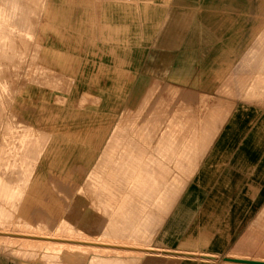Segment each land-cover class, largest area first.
<instances>
[{"label": "rangeland", "instance_id": "1", "mask_svg": "<svg viewBox=\"0 0 264 264\" xmlns=\"http://www.w3.org/2000/svg\"><path fill=\"white\" fill-rule=\"evenodd\" d=\"M47 3L0 0V227L218 258L60 251L0 240V264H235L225 256L264 260V172L258 173L264 161V0H112V34L102 32L94 47L101 63L118 69L111 101L90 120L77 121L66 115L71 109L79 112L83 101L72 108L68 99L57 98V118L38 123L32 118L37 109L25 110L26 103L18 100L44 74L38 55ZM190 6L197 7V15L188 13ZM178 7L181 14L174 10ZM204 8L223 10L204 15ZM173 18L179 22L175 42ZM158 41L162 45L155 47ZM157 58L170 63L164 72L157 73ZM94 62H87L86 70H93ZM80 66L85 69L84 61ZM130 69L133 82L125 75ZM104 97L98 96L101 106ZM51 109L41 106L42 113ZM243 110L245 115L238 114ZM236 115L239 127L227 148L222 136ZM76 122L90 134L60 135L77 130ZM258 127H263L257 133L262 159H238ZM89 141L96 143L94 151ZM215 150L224 158L209 173L204 168ZM149 157L171 168L178 159L176 186L161 204L139 200L137 177L143 174L125 172L141 170L130 163Z\"/></svg>", "mask_w": 264, "mask_h": 264}, {"label": "crops", "instance_id": "2", "mask_svg": "<svg viewBox=\"0 0 264 264\" xmlns=\"http://www.w3.org/2000/svg\"><path fill=\"white\" fill-rule=\"evenodd\" d=\"M101 3V5L105 6H101L97 0H48V8L44 18V31L41 34V49L38 55V61L41 64L40 66L44 74L43 76H38L42 78L41 82L37 83L36 86H29L27 88L28 92L25 90L23 96L18 100L22 101V103H26L25 110H31V106L33 108L32 111L37 109L38 113L37 111L33 113L37 115H33L32 118L37 120L38 123L42 120L57 118V114L54 115V112L57 113L61 109L58 107L61 106V104L57 101L60 102L64 98L70 101L69 104L72 108L79 104L81 105L83 101L84 105L81 107L82 110L80 109V111L83 112H76L71 109L66 115L67 118H77V121H80L81 118L90 120L88 117L93 118L95 110L98 109L100 111V108H104L105 105L109 104V101H111L109 95L112 94V77L118 69H114L108 64L105 65L103 62L101 63L100 58H97L98 52L94 50V47H96L95 45L101 42L102 32L106 31L112 34V0H105ZM204 9V15L214 14V11L223 10L221 8ZM174 10H176L177 14H181V8L178 7ZM188 11L190 15L198 14L197 7L190 6L188 7ZM173 14H175V12ZM178 24L179 22H175L173 18L171 30L173 32L172 39L174 42L179 38ZM175 31L177 33H175ZM168 37H170V35H168L167 38ZM174 42H172L173 46L177 44ZM109 45L112 46V43ZM161 45L162 43L158 41L155 47ZM144 49H147V46L146 48L144 47ZM93 54L97 58L96 61L90 57L93 56ZM109 55L112 61V50ZM144 56L145 54H142V59ZM83 61L86 65L84 70H82V66H80V63ZM87 62L88 65L94 62L93 70H86ZM156 62L157 73L161 70L164 72L169 68L170 63H166L161 58H157ZM144 67H146V60L140 68L142 73ZM174 69V66H172V70ZM125 75L131 82H133V79L136 77L132 74V69H130V71H125ZM156 76L158 77L159 74ZM102 80L103 82H101ZM101 83L104 85L102 86ZM107 86H109L110 90H105ZM124 93H127V91ZM102 94L105 95V104L103 106L97 102L98 96H102ZM55 99H57V101H55ZM84 100H86L88 104H86ZM44 105L52 108L51 110L53 113H42L41 106ZM46 108L44 109L43 107V111L46 110ZM245 113L246 111L243 110L238 114L245 115ZM61 116L62 115L59 114L58 117L61 118ZM239 119L240 118L236 115L223 133L222 141L227 148L233 145L234 134L239 127ZM73 126H75L77 130L68 129L66 132L61 133L60 128V135L64 136L67 135V133L69 135H74L76 133L83 135L90 134V132L87 133V130H80V123L76 122ZM262 129L263 127L256 128V134L247 137L241 146L238 159L243 158L249 160V158H251L258 161L261 157V153L259 154V147L261 144L260 139L257 137V133L260 131L262 132ZM247 130L248 128H243V132ZM95 144L94 141L88 142V145L92 148L90 149L91 151L95 150ZM67 150L73 152V150ZM219 153V150L213 152L204 168L205 171L211 173L214 167L219 166L220 160L224 158V156L218 157V155H221ZM217 158H219V161ZM263 172L264 161L260 162L258 166V173L261 174Z\"/></svg>", "mask_w": 264, "mask_h": 264}, {"label": "bare ground", "instance_id": "3", "mask_svg": "<svg viewBox=\"0 0 264 264\" xmlns=\"http://www.w3.org/2000/svg\"><path fill=\"white\" fill-rule=\"evenodd\" d=\"M33 140H35V139H33ZM26 148H24V149H26ZM32 148H33V150L32 149L31 150L35 151L34 146ZM28 150L31 151L30 149H28ZM35 152L33 154L34 157L36 156L35 154L37 153V152L36 153ZM27 153H29V152H27ZM27 153H25L26 156H28ZM31 154L32 153L30 152V156H31ZM33 155H32V159H33ZM105 158H107V157H105ZM136 162L133 161L130 164L132 166L141 168V170L139 169L140 171L130 169V170H127L125 172H128V175H131V177H135V175L143 174V176H141V177L138 176L139 178L137 177V184H136L137 189H141V191L139 192V196H137L138 199L145 202V203H149V204H161V199H163L164 196H166V193L169 194V192H166V191L173 189L176 186V183L178 180L177 175H176V170L179 169L178 159L176 158L174 160V167H172V168L168 164L164 165L162 161L157 162V164L155 165L153 163L151 157H149L148 160L145 162H142V161L141 162L138 161L137 163ZM117 164L120 165L121 162H117ZM192 169H194V168H192ZM116 174H117V172H116ZM118 179H119V177H118ZM173 196H176V195L173 194ZM189 202H190V199H188L187 202L182 207H184V209H186V206L188 205ZM139 207H140L139 212L141 211L140 213L143 214L145 209H143V207L141 205H139ZM184 209H182V211ZM4 218H5V216H4ZM0 219H1V217H0ZM5 220H3V221L5 222ZM98 226H100V225H98ZM0 240L5 241V242H9L12 244L25 243V244H36V245H40V246H48L49 248H55V249L57 248L60 251H63V250L71 251L72 250L75 252L83 251V252H87V253L88 252L106 253V254H110V255L111 254H120V255L121 254L122 255L139 254L141 256L142 255L164 256V257L166 256L169 258H187V259L199 258V259H202V260L208 261V262L214 261L218 258L217 255H214L212 253H197L194 251L178 250V249L156 247V246H148V245H143V244H138V243L135 244V243L125 242V241L113 242L110 239L90 237V236H86V235H84V236H81V235L73 236L72 234H66V233H65V235H63V234L61 235V234L39 233V232H35V231H24V230H19V229H17V230L13 229L12 230L8 227H0ZM226 258L227 259H237V260L240 259V260L264 262V260H254V259H247V258H243V257H232V256H227V257L225 256V257H223V260H225ZM225 261L230 262V263H235V264H246V263H237V262L227 261V260H225Z\"/></svg>", "mask_w": 264, "mask_h": 264}, {"label": "water", "instance_id": "4", "mask_svg": "<svg viewBox=\"0 0 264 264\" xmlns=\"http://www.w3.org/2000/svg\"><path fill=\"white\" fill-rule=\"evenodd\" d=\"M227 261H233L237 263H246V264H264V262L250 261V260H240V259H225Z\"/></svg>", "mask_w": 264, "mask_h": 264}]
</instances>
